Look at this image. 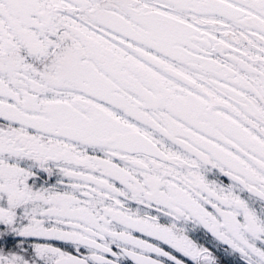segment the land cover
Masks as SVG:
<instances>
[{
    "label": "snow or ice",
    "instance_id": "1",
    "mask_svg": "<svg viewBox=\"0 0 264 264\" xmlns=\"http://www.w3.org/2000/svg\"><path fill=\"white\" fill-rule=\"evenodd\" d=\"M0 264H264V0H0Z\"/></svg>",
    "mask_w": 264,
    "mask_h": 264
}]
</instances>
